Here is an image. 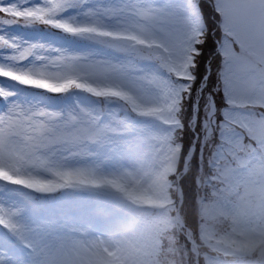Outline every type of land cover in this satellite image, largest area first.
<instances>
[{
    "label": "rangeland",
    "instance_id": "obj_1",
    "mask_svg": "<svg viewBox=\"0 0 264 264\" xmlns=\"http://www.w3.org/2000/svg\"><path fill=\"white\" fill-rule=\"evenodd\" d=\"M214 1L213 12L220 17L216 26L223 35L219 50L224 57L227 94L220 104L215 100L210 106L204 105L210 111L202 124V143L221 129L220 137H216L222 145L214 165H202L201 161L198 174L203 180L181 214L176 207L180 187L173 178L183 177L191 159V149L183 156L186 125L181 116H186L183 99L200 87L192 75L197 55L193 53V66L187 71L169 72L146 58L152 42L136 45L139 56L129 54L135 41L128 37L138 34L137 26L147 24L139 5L159 6L165 0H87L82 7L67 8L49 17L99 30L83 35L41 21L29 22L27 15L47 7L45 0H0V101L7 99L0 118L19 117L4 129L0 140V208L17 211L13 217L0 213V264H80L73 246L86 248L98 239L112 248L115 242H122L127 249L126 264H162L163 235L179 224L194 242L191 251L198 253L202 247V258L225 259L212 246L231 231L230 220L217 211L218 200L223 197L229 208H246L253 221L264 207V0ZM174 2L180 4L182 0ZM216 18L211 14V20ZM199 24L195 47L200 53L199 44L209 30L201 8ZM179 27L171 26L174 31ZM33 44L43 46L37 54L29 50ZM68 54L80 57V67L85 69L89 65L126 66L127 82L121 86V77L103 68L81 81L95 88L91 92L75 87L54 92L28 82V69L43 67L52 74L65 71L61 57ZM150 72L157 73L162 83L151 85L140 79ZM132 81L142 84V90ZM65 96L69 104L63 109L60 99ZM70 114L76 119L70 120ZM41 122L53 128L54 134L44 141L46 147L36 148L27 138L36 135L33 129ZM202 155L204 152L199 161ZM141 160L147 172L144 179L153 191H132L136 203L121 202L103 189L64 188L68 194L56 212L45 220L35 217L36 211L63 189L38 193L24 181L53 180L56 168L96 170V176H81L84 181L111 178L123 168L135 171ZM249 160L252 163L248 164ZM75 190L85 194L76 196ZM98 208L107 209L110 215H97ZM20 233L27 238L22 240ZM24 241L35 248L28 260L14 253ZM179 256L190 263L187 247L181 245Z\"/></svg>",
    "mask_w": 264,
    "mask_h": 264
},
{
    "label": "snow or ice",
    "instance_id": "obj_2",
    "mask_svg": "<svg viewBox=\"0 0 264 264\" xmlns=\"http://www.w3.org/2000/svg\"><path fill=\"white\" fill-rule=\"evenodd\" d=\"M86 3L87 0H83V4L80 3V0H45L47 7L30 12L26 19L29 22L41 21L72 34L96 33L99 31L96 28H78L70 21L61 22L49 19V17H54L67 8L82 7ZM200 8L199 0H182L180 4L175 3L174 0H165L159 6L140 4L138 10L147 19V24L137 26L138 34L128 37V39L135 41V44L129 49V54L139 56L140 52L136 45L152 42L149 45L147 59L155 61L161 68L169 72L187 71L189 67L193 66L195 58L193 53L195 55L200 54L198 48L195 47L201 31L199 24ZM173 25H179L180 27L174 31L171 28ZM5 43L7 42L5 41ZM15 47L19 46L16 45ZM41 47L43 46L33 44L29 50L32 54H37L36 50ZM61 59L65 65V71L52 74L43 67L37 68L35 71L28 69L25 73L29 78L28 82L37 86H47L48 90L54 92H67L73 87L91 92L95 91V88L91 84L82 83L81 81L92 76L99 68L121 77V86L127 82L126 66L101 65L98 68L96 65H89L85 69L80 67L81 58L78 56L68 54L61 57ZM140 79L151 85H156L158 82L162 83L161 78L154 72L145 73ZM45 81L50 83L44 85ZM131 83L137 90H142V84H137L135 81ZM160 91L163 92L164 88H161ZM225 94H227V87L225 88ZM11 111L15 113L16 109ZM14 119H19V117L10 115L7 118H0V125H3V127H0V140L3 139L4 129ZM69 119L74 120L76 118L70 114ZM33 131L36 135L29 136L27 139L33 142V146L36 148L46 147L44 141L51 138L50 134H54V129L43 122L36 126ZM144 159H147V154ZM85 173L91 176L97 175L94 169L56 168L53 170L55 177L53 180L36 179L24 181L23 183L38 193H55L60 189L75 187L103 189L119 201H130L131 203H136L131 196L132 191L145 193L153 191L151 185L146 183L144 179L147 175L144 160L139 162V167L135 171L123 168L119 173L112 174L111 178L101 177L84 181L80 177ZM73 180H78L79 183H73ZM217 211L231 222V231L225 233L212 245L217 248L225 259L221 260L219 256L215 259H209L207 256L201 258L197 253V264L201 259H203L204 264H264V207L261 208L258 214H255L257 219L253 221L250 218L249 210L241 206L229 208L224 202V198L221 197L217 202ZM0 213L13 217L17 214V211L0 208ZM96 214L109 216L110 212L107 209L98 208ZM20 238L23 240L27 236L20 233ZM73 251L80 258V264H126L127 249L120 241L115 242V247L112 248L106 246L102 239H98L86 248L74 245Z\"/></svg>",
    "mask_w": 264,
    "mask_h": 264
},
{
    "label": "trees",
    "instance_id": "obj_3",
    "mask_svg": "<svg viewBox=\"0 0 264 264\" xmlns=\"http://www.w3.org/2000/svg\"><path fill=\"white\" fill-rule=\"evenodd\" d=\"M199 3L201 5V9H203V11L206 14V21L209 24V30L205 34L204 42L199 44L200 54L196 56L195 67L192 68L193 73L196 77V84L198 85L199 82L202 80L203 76L207 74L208 61L212 66V73L209 79L208 86L204 90L203 99L200 101L199 119L196 128V131L199 133L197 150L193 157L188 172L185 175H183L180 181V185L183 188L184 198H185L183 206L189 203L188 200L190 195L194 197L193 190L198 187V183H197V176L199 173L198 167L200 166L201 161L202 163H205V165L207 164V160L210 158L213 152V149L212 147L210 148V146L212 145L213 142H215L216 134H213L212 138L206 139L205 144L202 143L204 139V131L202 129L203 127L202 124L204 119H206V121L208 120L209 111H210V108L208 107L204 108L203 101L216 100L217 103H221L223 98V92L221 91L220 77H219L220 55L216 54V42H215V38H218L220 35V30L218 31L217 29L216 33L214 34L211 33V30L217 28V26L215 19L213 20L210 19L211 14H214L215 17H217L218 14L213 12L214 9L210 5L209 1L200 0ZM193 102H194V97L185 98L183 101V106L185 107L186 110V116L185 115L181 116L182 122H184L186 125V130H185L186 139H185V144H183L184 146L183 156L190 149L191 145L194 143V138L196 134V132L192 131V129L188 125V121L192 116ZM180 140L183 141V139ZM201 147L202 148L204 147L203 148L204 155L202 156V160L199 161L200 159L199 151ZM209 151H211V153ZM207 153L209 154V156L207 155ZM174 183H176L175 179H174ZM174 195L176 196V192ZM163 236H164V247H163V255L161 257V262L163 264H192L194 262V254L190 252V244L187 241V238L181 233L177 225L174 226V228L167 230V232H165ZM181 245L188 248L190 263H186V261L179 256Z\"/></svg>",
    "mask_w": 264,
    "mask_h": 264
}]
</instances>
